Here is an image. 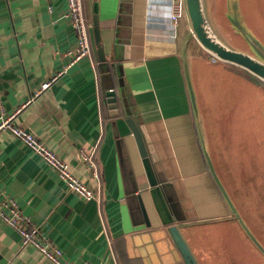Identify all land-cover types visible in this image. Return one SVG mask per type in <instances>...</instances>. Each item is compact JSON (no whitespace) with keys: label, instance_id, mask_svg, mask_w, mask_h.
<instances>
[{"label":"crops","instance_id":"1","mask_svg":"<svg viewBox=\"0 0 264 264\" xmlns=\"http://www.w3.org/2000/svg\"><path fill=\"white\" fill-rule=\"evenodd\" d=\"M81 1L91 54L69 65L76 37L66 18V0H0V118L14 115L13 124L32 133L66 162L99 201H86L68 191L45 161L1 130L0 207L15 201L32 225L62 251L63 259L75 264H182L167 232L175 224L201 264L195 252L207 257L202 231L223 221H237L203 155L182 64L185 15L171 20L175 0ZM223 1L221 16L227 20V0ZM94 6L109 69L96 59ZM208 56L195 42L190 43L189 70L207 149L234 202L232 195L237 192L222 181L210 151L209 129L196 87V76L200 90L205 85ZM62 70L64 74L48 89L35 94ZM107 90L120 93L117 117L109 114L103 97ZM122 111L143 127L146 159L140 157ZM261 120L263 110L257 112L255 127ZM81 153L92 158L96 179L91 178L92 168ZM260 156L257 153V161ZM157 172L166 177L167 185L159 194L157 185L152 186ZM252 187L249 182L250 196ZM0 258L7 264H53L23 245L18 233L1 220ZM228 264L245 263L229 255Z\"/></svg>","mask_w":264,"mask_h":264},{"label":"rangeland","instance_id":"2","mask_svg":"<svg viewBox=\"0 0 264 264\" xmlns=\"http://www.w3.org/2000/svg\"><path fill=\"white\" fill-rule=\"evenodd\" d=\"M212 4L215 23L225 42L253 54L247 42L230 28V21L221 16L224 1L212 0ZM238 5L239 16L243 19L241 22L244 21L249 33L264 46V0H238ZM208 60L204 61L208 67L204 76L205 99L201 95L203 89L199 88L198 76L196 87L203 105L202 115H205L209 129L210 151L222 181L228 188L231 187V191L234 188L237 192V196L231 193L235 204L264 245V193L255 191L252 196L245 197L242 187L250 171L244 169L243 172L240 169V166L247 168L248 162L243 155L251 152L249 143L257 135L256 116L258 111H264V87L238 68L218 60ZM39 90L40 87L36 92ZM255 138L261 144V139ZM243 148L244 154L239 156V151ZM223 222L202 231V250L207 253V257L195 252L199 263L228 264L229 255H232L245 264H264V258L248 241L237 223L232 220Z\"/></svg>","mask_w":264,"mask_h":264},{"label":"water","instance_id":"3","mask_svg":"<svg viewBox=\"0 0 264 264\" xmlns=\"http://www.w3.org/2000/svg\"><path fill=\"white\" fill-rule=\"evenodd\" d=\"M209 3V0H183L184 14L187 21V31L182 45L183 71L191 107L198 129V134L202 144L203 155L209 173L225 204L227 205V208L232 214V217L237 221L241 229L244 231L245 235L254 244L258 251L264 256L263 245L257 240L254 234L248 228L243 217L241 216L240 212L238 211L237 207L235 206L233 200L231 199L229 193L227 192L226 188L222 184L214 169L205 141L203 124L197 105L188 62V49L190 43L193 41L201 50H203L209 56L214 57L219 62L230 64L232 66L240 68L260 82L264 83V46L249 33L246 25L244 24V21L241 22L243 19L240 18L238 13V0H227L226 19L230 21L231 29L247 42L253 54L247 53L227 44L225 42V38L222 37L219 33L218 27L213 20ZM94 13L95 14L92 17V35L95 44L96 59L100 65H103V67L109 69L107 65V58L101 45L99 21L95 6ZM119 94H116L114 90H107L103 93V97L107 103L108 109L110 110L109 114L111 117H117L120 114L116 101L117 95ZM122 112V114L125 116V122L134 138L140 157L146 159L148 157V153L145 142L143 140V127L137 124L127 111ZM155 166L157 165L155 164ZM145 170H148L147 177L150 183V168L147 167V169ZM157 174L158 175L152 186L157 185L155 189L156 193L159 194V190H164L167 185L164 184L166 183V177L161 172H157ZM141 207L142 210H144L143 205ZM146 223L149 226L147 220ZM167 232L174 248L181 258L182 264H198L191 251L189 250V247L185 242L179 230V227L176 224L172 225L167 229ZM0 264H7V261L0 258Z\"/></svg>","mask_w":264,"mask_h":264},{"label":"built area","instance_id":"4","mask_svg":"<svg viewBox=\"0 0 264 264\" xmlns=\"http://www.w3.org/2000/svg\"><path fill=\"white\" fill-rule=\"evenodd\" d=\"M66 7V18L68 19L71 29L76 37L75 53L71 59L72 61L69 63V65H71L84 57L90 56L91 46L89 42L88 25L83 15L82 1L66 0ZM170 14V18L174 22L181 15H185L183 0H175L171 3ZM209 58L212 62L216 61L212 56ZM62 74H64V70L57 72L48 81L43 82L40 86V90L35 94L37 95L41 91L46 90ZM13 118L14 115L0 118V131L6 130L10 132L14 138L19 140L24 146L45 161L52 168L58 179L68 191L73 192L86 201H99V198L93 192L91 187L77 178L71 172L67 163L58 158L51 149L38 140L32 133L14 125L12 121ZM80 157L92 168L90 171L91 178L96 179L98 175L96 168L93 166L92 158L90 156H85L82 153ZM3 207H0V220L18 233L23 245L33 247L43 256L51 260L53 264H75L74 262L65 261L63 259L62 251L49 240L42 230L32 225L29 218L22 214L15 201L9 200L4 202Z\"/></svg>","mask_w":264,"mask_h":264},{"label":"trees","instance_id":"5","mask_svg":"<svg viewBox=\"0 0 264 264\" xmlns=\"http://www.w3.org/2000/svg\"><path fill=\"white\" fill-rule=\"evenodd\" d=\"M235 36V35H234ZM237 37V36H236ZM251 78H253L257 83H260L263 85L264 87V83L260 82L259 80H257L256 78H254L251 75H248ZM259 127H256L257 129V135L255 137H259L261 139V144H259V142L257 143V139H255L254 144L251 143V147L254 148V151H251L249 154H244V148L239 151V156L245 157V159L247 160V168H245V170H249L250 174L249 176H247V179H249V181L246 179L244 182V185L247 186L246 189V194L248 197H250V192H249V182L252 184V182L254 184H252V186L254 185V187H252L251 193L253 194V192H258L259 194L264 193V120H261L259 122ZM256 126V125H255ZM257 153H260L261 156V161H257ZM245 166H240V169H243ZM248 181V183H247Z\"/></svg>","mask_w":264,"mask_h":264}]
</instances>
